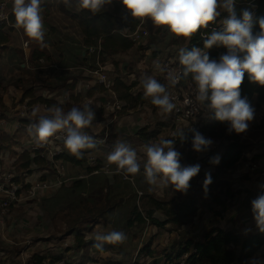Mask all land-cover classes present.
<instances>
[{
	"label": "trees",
	"instance_id": "1",
	"mask_svg": "<svg viewBox=\"0 0 264 264\" xmlns=\"http://www.w3.org/2000/svg\"><path fill=\"white\" fill-rule=\"evenodd\" d=\"M256 4L257 10L254 13V17L264 16V0H257ZM235 7L236 10L240 12L245 9L244 6ZM61 10L70 19L71 23L77 27L84 46H101V54L105 56L103 58L104 64L108 61L107 59H112L118 55L128 53L139 44L135 43L125 34L137 29L140 22L130 16L119 0H113L111 5L97 14L83 10L79 15H72L63 7H61ZM225 16L226 13L224 16L217 18L213 23H210L207 28L198 30L189 41L185 42L182 38V44L184 45L178 47L179 50L175 52L174 58L179 61V52L181 48L186 50H191L192 48L203 49L204 39L207 38L206 34L221 30L220 21L224 19ZM149 22H151V20H146L145 26ZM255 30L258 31V26ZM202 33L205 34L203 38ZM51 35L55 36V32ZM61 41L62 40H60L58 47L61 52L65 53L67 46L61 44ZM5 42H8V39H5ZM207 51L210 59L218 60L221 55L225 54L226 49L214 46ZM67 52H69V50ZM71 52L74 64L77 65L75 67L87 66L88 60L86 57L76 55L74 49L71 50ZM44 56V53L37 52L32 59L39 60ZM96 69L97 68L93 70L95 71ZM108 74L112 78L114 92L117 94L118 99L125 105V109L120 115H126L127 111H137L140 105L146 102L144 96L134 93L132 86H128L122 81L120 74H116V72L112 71L108 72ZM161 81L166 87L165 82L163 80ZM182 82L188 83L192 82V80L190 77L183 78ZM76 83L77 81L75 80L73 84ZM74 88L75 85L73 86V90ZM166 90L168 91L167 87ZM98 91H104V87H95V89L89 93V96L92 97ZM240 91L242 98H247L255 112L264 107V87L250 82L247 73L241 84ZM29 95L32 97L31 94H27L26 97ZM75 100L77 103H80L81 96H78ZM34 101L37 102L38 99H34ZM48 105L50 108L56 106L54 103H49ZM99 113L103 119L104 117L102 114H104V111L100 109ZM200 133L205 137L211 138L213 140L212 145L218 142L226 143V148L220 160V166L217 168L218 173L212 177V183L208 185V187H213L219 176L236 168L238 163L243 160L246 154L244 152L246 146L241 134L229 133L227 125L214 120L211 114L203 120ZM157 134L158 131L149 133L148 129H142L138 132V138L141 142L149 144L153 138H156ZM110 144L113 149L114 145L111 143V140ZM5 145L6 144L3 143L0 145L1 176L7 172L12 173L16 176V182L22 183L25 189H29L33 187L34 181L41 179L45 182L49 179L44 176L45 171L49 170V177L53 178L52 180L49 179V181L51 183L53 182L54 174L51 173L52 166L45 158L41 157L42 152L37 153L36 156L33 157L29 150L25 149L18 159L6 158L5 154H7L11 148ZM194 153V156L190 154L187 157L185 160L186 163L197 162L198 153ZM91 154L92 153H88L84 150L82 157L77 158L66 151L64 155L55 159L65 164L67 163L85 168L87 174L91 177L90 181L75 177L77 180L65 182L53 191L42 192L38 195L37 199L26 203L30 204L35 201L31 213L34 214V216L37 214L39 223L45 221L47 218L48 220L46 222H48L49 226H55L56 224L57 229H47L45 231L46 235L43 237L45 241L48 240V242H53L56 247L66 243L65 241H71L72 244H75V246L65 250L66 253L72 251V254L76 255V258H74L75 260L69 262V264H97L96 260L93 261V258H89L90 254L104 255L113 252L114 245H104L105 251L103 253L93 247L95 242H90L86 238L85 233L88 231L87 229L89 226H92L93 229L96 225L110 224L115 225L117 228H122L124 231L132 232L133 230L143 228L147 225H152L157 228H163L167 224L183 226L190 224L192 219L196 217L198 208L195 197L191 198L189 202L181 208L178 205L175 206V199L171 201H167V199H157L151 193V186L144 181V175L136 178L137 184L135 188L134 185L129 182L130 180L124 179L123 174L114 176H109L104 173L94 174V169L90 168L87 162L88 155L91 156ZM256 157L258 159L261 158V156H255L253 160H255ZM105 161L108 162L107 158H101V161H98L99 167L95 169L99 170L102 168V166L106 164ZM257 162L258 161H256V163ZM39 172L43 173L42 177ZM137 190L143 193L142 197L139 196ZM240 193L241 190H237V193L228 191L227 197L228 199H234L236 194L239 195ZM141 202H143V204L140 205ZM21 206L14 207L13 214L14 211H19L21 209L27 210V208ZM61 212H66L68 215H76L77 219H75L71 225L66 221L58 222L57 218ZM157 212L164 214L168 220L162 223L156 218ZM13 214L8 217V219L12 218ZM216 215L218 216L219 213H216ZM54 234L58 235V237H56L57 240L50 241L52 240L50 238ZM263 249L264 233H260L258 229L252 232L249 238L244 239L239 234V231L232 232L223 228H214L207 234L206 241L203 243L202 241L195 242L194 240H187L181 243L176 242L170 252L166 254L164 264H179V261L187 254L190 255L189 264H248L250 259L262 254ZM193 251H196V253H193ZM141 253L145 255V258H152V250L148 244L143 246ZM46 257L38 259L39 261L37 264H43L45 259H47ZM63 258L65 257H56L53 263L57 264ZM112 263L111 261L103 262V264Z\"/></svg>",
	"mask_w": 264,
	"mask_h": 264
},
{
	"label": "clouds",
	"instance_id": "2",
	"mask_svg": "<svg viewBox=\"0 0 264 264\" xmlns=\"http://www.w3.org/2000/svg\"><path fill=\"white\" fill-rule=\"evenodd\" d=\"M65 7H70L73 0H58ZM130 16L144 23L151 20L154 26L166 29L175 38L189 41L198 30L205 29L226 13L220 21L221 30L206 34L204 48L180 49L179 63L182 72H168L172 85L181 78H189L196 88V101L212 118L227 125L229 133L237 135L248 130L254 119L255 110L247 98H242L240 87L247 73L248 80L264 87V16L254 17L250 8L236 11L238 0H119ZM44 0H12L14 27L22 29L29 40L43 42L42 4ZM113 0H75L77 11H89L97 14L111 5ZM258 26V31L255 30ZM205 34L202 33V38ZM223 47L225 54L219 59H210L208 49ZM159 68L160 65L156 64ZM143 94L150 98L161 114L171 113L176 105L164 84L152 76L142 80ZM48 116H40L31 125V134L37 146L49 143L50 138L60 134L65 149L77 158L84 150L95 149V139L86 134L95 119V112L85 104L83 108L72 107L64 111L62 107L49 109ZM35 114V110H34ZM180 140L185 139L184 131L179 133ZM175 139H160L144 146L146 161L143 173L147 183L153 188L171 187L175 192L186 194L190 181L201 171L199 164L182 166L181 154L176 150ZM213 144L211 138L193 130L192 150L207 153ZM109 165H115L117 172H122L126 179L135 178L140 172L137 151L127 142H117L108 154ZM209 163L218 165L220 157L210 158ZM212 183L211 173H206L205 189ZM260 192L251 201L252 216L256 228L264 233V184ZM99 252L105 251L104 245L122 244L126 235L122 231L111 230L98 232L93 237ZM248 264H264V257L256 256Z\"/></svg>",
	"mask_w": 264,
	"mask_h": 264
},
{
	"label": "crops",
	"instance_id": "3",
	"mask_svg": "<svg viewBox=\"0 0 264 264\" xmlns=\"http://www.w3.org/2000/svg\"><path fill=\"white\" fill-rule=\"evenodd\" d=\"M247 1L250 2L251 0H245L244 2ZM10 7V23L12 26H6L0 31V111L4 113L6 121L5 124L0 126V145L3 143L11 148V150L5 154L6 158L18 159L20 154H22L25 149L30 150L36 145L31 134V125L35 123L40 116H48L51 114L49 112V103H54L56 106L62 107L66 112L74 106L83 108L85 104H88L95 112V119L93 120L95 125L92 124L87 129H92L94 132L97 129L98 131L96 132L103 129L106 120L104 114H102L104 117L102 119V116L99 113V109L102 108L97 106L96 101L98 102L100 99L105 98V96H102L101 98L104 91H98L92 97L89 96V93L94 90L95 87L100 86L102 88V86L97 83L96 78L88 73L93 72V69L97 68L98 63H102V65H106L108 67V70L116 72V74H120L122 81L128 86H132L134 93L141 94L142 96H144V94L143 90L140 88L144 77L152 76L162 83L159 73L154 68H149L151 58L148 66L146 64H142L143 59H147L145 56H150V52L152 53L151 57L156 58L154 47H150L154 48L153 51H151L150 48H142V43L141 45L138 44L132 51L118 55L112 59H107L108 61L104 64L103 58L105 56L98 53V51H92V48H96L97 46H84L82 44V37L77 27L71 23L70 19L61 10V7H63L72 15L81 14L82 11L76 10L75 0H73L70 7H65L63 4L57 2V0H44V3L42 4V22L44 30L43 42L29 40V38L24 35L22 29L14 27V16L12 14L13 5L11 4ZM236 11L239 14L240 11ZM224 15L225 13L221 14V16ZM52 29L53 32H55V36L51 35L53 33ZM5 39H8V42H5ZM60 40H62L61 44H65L67 46L65 53L59 50L58 45ZM73 49L76 55L87 58V66L75 67L77 65L74 64L71 52ZM68 50L69 52H67ZM37 52H42L45 56L39 60H33L32 57L35 56ZM158 56L160 55L157 54V57ZM41 59L45 60V65L40 63ZM131 70H133V72H130ZM60 74L65 75L62 80L60 79L61 81L59 80V77L61 76ZM139 74L141 76H139ZM50 78L55 79V81L49 82L52 80H49ZM75 80L77 83L73 84ZM74 85L75 88L73 90ZM27 94H31L32 97L30 95L26 97ZM78 96H81L80 103H77L75 100ZM34 99H38V101L35 102ZM145 99L146 102L140 105L137 111H127L126 115H119L115 125L110 127V140L113 145L117 142H125L126 136H128L130 138V142H128V144H130L137 151V157L141 165V170L134 179H129V182L133 184L134 187L137 184L136 178L144 175L143 167L146 161L144 146L147 144L146 142H141L138 138V132L142 129H148L149 133L158 131L156 138H153L149 143L158 142L163 138L177 140L175 148L181 154V165L188 166L195 164L186 163V159L183 160L186 152L190 151L189 144H192L193 131L189 137L185 136V139L181 141L179 133L182 130L184 131V128L187 127L180 125V123L176 121L173 111L168 114H161L157 107L151 103L150 98ZM89 101H91L92 104H90ZM172 117L175 118L174 121H172ZM262 118L264 120V107L255 112L254 119L250 122L249 126H254L256 123L259 124L262 121ZM97 119H100L99 122H96ZM198 122L199 121H191L189 128L192 126L195 128ZM96 137L101 139L100 135ZM132 139H134V142H132ZM107 148L108 150H106L105 147L102 148V145L97 144L95 149L86 151L88 153H92L91 155L96 153L97 155L107 157L113 150L110 143ZM248 149H244L245 153ZM257 150H259L258 147ZM47 151L48 148L43 149V152L47 153ZM200 154L201 153H199V155ZM256 156L260 155L256 154ZM197 162L200 166H202L201 157L197 160ZM65 166L66 170L63 173L64 179L80 177L81 180L84 179L90 181L91 177H89L85 168H80L67 163ZM112 166L116 169L115 165ZM49 172V170L45 171L44 176L52 180L53 178L49 177ZM201 172L202 171L199 173ZM39 173L42 177L43 173ZM51 173L54 174L55 172L52 170ZM144 181L147 183L146 179H144ZM191 181H194V179ZM263 183L264 180H261L258 184H256L254 189L255 191L253 193L251 192V196H249L248 201L244 199L243 208L245 212L240 209L239 217L234 213V215L230 214L226 217L222 212L217 211L213 206L211 208L214 209L207 207L209 211H214L215 215L216 212L219 213V217L217 218L220 219V222L216 223L214 220H210L205 228L202 227V233L200 234L202 240L198 237L199 233H195L196 231H192L191 229V225L198 220L197 216L199 211L202 209V207H199L200 198L197 196H195V198L198 202V212L194 218L195 220H192L190 224L183 225L180 228H177L174 224H167L163 228L147 225L143 228H138L130 232L124 231L122 228H117L115 225L110 224L96 225L93 229L92 226H89L87 229L88 231L85 233L86 238L90 242L94 241L93 237L98 233L97 230L104 226L107 230L102 232L118 230L124 232L126 235V240L122 244L114 245L112 253L104 255L90 254L89 258H93V261L96 260L97 264H103V262L107 261H111L116 264H164L166 254L170 252L176 242L181 243L187 240H194L195 242L202 241L203 243L206 241L207 234L214 228H223L232 232L239 231V234L242 237L248 233L247 237H244V239L249 238L252 232L257 230L252 216L251 201L257 197L260 192L259 186ZM202 186H205L204 183ZM150 188L151 193L157 199H162L163 196L167 197L171 194H179V192H175L171 187L159 189L151 186ZM137 192L140 191L137 190ZM191 198H193V196L179 197L176 195L173 199H175V206L178 205L183 208ZM171 200L172 199L167 201ZM156 218H158L162 223H165L168 220V218L160 212L156 213ZM127 243H129V245L134 244L133 248L128 246V249L122 250L121 247ZM141 243H143V246L147 244L150 246V249L152 250V258H145V255H142L141 250L143 246L140 245ZM131 252L132 254H130ZM122 253L127 254L124 257Z\"/></svg>",
	"mask_w": 264,
	"mask_h": 264
},
{
	"label": "rangeland",
	"instance_id": "4",
	"mask_svg": "<svg viewBox=\"0 0 264 264\" xmlns=\"http://www.w3.org/2000/svg\"><path fill=\"white\" fill-rule=\"evenodd\" d=\"M241 1L239 3L244 4V2ZM256 2L257 1H255L253 5H257ZM244 8H249V7L244 6ZM145 28L149 32V37L144 38V40H142L139 43V45H141L142 43L143 44L142 47L144 49L154 47L155 48L154 53L156 54V57L158 54L160 55L158 57L161 58H165L169 56L174 58L175 52L179 50L178 47L184 45L182 44V38L179 39L175 38L174 36L169 34L166 29L157 28L156 26L153 25L152 22L147 23ZM154 48H150L151 51H153ZM151 56L152 53L150 52V56L146 55L145 57H147V59L144 58L142 64L144 65L146 64L148 66L151 58V64L149 65V68L153 69L154 68L153 61L155 59ZM130 72H133V70H131ZM139 76L141 75L139 74ZM64 77L65 75H61L59 77V80L60 79L62 80ZM49 80H51L49 82L55 81V79L53 78H50ZM140 89L143 90V87L141 86ZM96 104L97 106H100V108H102L101 101L98 102L96 101ZM174 119L175 118L172 117V121H174ZM99 120L100 119H97L96 122H99ZM202 122L203 120L199 121L200 124H202ZM92 124L95 125V122L92 121L90 125ZM241 136L244 138V142L246 146L245 149L248 148L249 149L246 151L243 160L240 161V163H238L235 169L229 170L225 174L219 176V178L215 181L214 187L210 188L207 186L208 188L205 189V186H202V184L204 183L206 173L210 172L211 177L217 175L218 173L217 168L220 166V163L218 165H212L209 163V160L214 156H219L221 160V157L226 148V143L224 142H218L215 145H212L207 153H201L200 155L198 153V157L199 158L201 157L202 159V166H201L202 172L193 178L194 181L190 182V188L186 194L179 192V194H171L167 197L163 196V198H166L167 200L173 199L176 195L179 197L197 196L198 198H200L199 207H202V209L199 211V214L197 216L198 220L191 225V229L192 231H196L195 233L197 232L199 233L198 237L201 240L202 237L200 236V234L202 233V227L205 228L210 222V220H214L216 223L220 222V219L217 218L219 216H216L214 211L213 212L209 211L207 207L211 208L213 206L217 211L222 212L226 217H228L230 214L232 215L235 214L236 216L239 217L240 209L244 211L243 208L244 199L248 201L249 196H251V192L253 193L255 191L254 189L256 187V184H258L261 180H264V121H261L259 124L256 123L254 126H249L248 130L245 133L241 134ZM125 142L127 143L130 142V138L128 136H126ZM132 142H134V139H132ZM257 147L259 148V150H257ZM189 150L190 151H187L186 154L184 155L185 157L183 160L187 159L186 157H188L190 154L193 156L195 155L194 151L192 150V144H189ZM256 154H259L261 158L258 159L256 157V159L253 160V157H255ZM93 155L98 161H101V158L104 157L102 155H97L96 153ZM256 161L258 162L256 163ZM195 164H199V163L196 162ZM253 166H257V169L254 172H252ZM112 169L116 171V169L113 166ZM237 190H241V193L239 195L236 194L234 198L235 200L228 199L227 197L228 191H233L234 193H237ZM202 193H203V203H202ZM34 203L35 201L31 202L30 204L29 203L21 204L23 206L19 205L21 207L27 208V210L21 209L19 211H14V214L12 208L10 213L6 217L5 222L3 219V224L0 223V264H21V260L19 259V254L28 245V242H31V246L27 250V254H26V256L28 255L26 257L27 264H37V262L39 261L38 259L45 258L46 256L47 259H45L43 264H55L53 263V261L55 260L56 257H65L70 262L74 261L75 260L74 258L76 257L75 255L72 254L73 252L71 251L65 253V250L67 248L64 247V244H68V248L75 246V244H72L71 241H66V243L60 244L58 247H56V245H54L53 242H48V240L45 241L43 239V237H45L46 235L45 231L47 229L54 230L57 228H56V224L55 226H49L48 222H46L48 220L47 218L45 219V221H41L39 223L37 214L35 213L36 216H34V214L31 213L32 211L31 209L34 206ZM141 204H143V202H141L140 205ZM197 208H198V202H197ZM12 214H13L12 218L8 219V217H10ZM75 219H77L76 215H68L66 214V212H61L57 218V221L58 222L66 221L67 223L69 222V224L71 225L73 224V221ZM192 220L195 219L193 218ZM180 227L181 226H177V228ZM104 230H107L105 226L100 227L97 231L102 232ZM247 235L243 236V238L247 237ZM56 237H58V235L55 234L52 235V237L50 238L52 240L50 241L57 240ZM38 240L39 241L42 240V241L39 242ZM133 245L134 244L129 245V243L124 244V246L121 247V249L122 250L128 249L127 248L128 246H130V248H133ZM122 254L125 257L127 253H122ZM130 254H132V252ZM257 256L264 257V249L262 251V254H259Z\"/></svg>",
	"mask_w": 264,
	"mask_h": 264
},
{
	"label": "built area",
	"instance_id": "5",
	"mask_svg": "<svg viewBox=\"0 0 264 264\" xmlns=\"http://www.w3.org/2000/svg\"><path fill=\"white\" fill-rule=\"evenodd\" d=\"M257 0H251L250 2H244V4L239 3L238 0L236 6L249 7L253 13L257 10V5H253ZM11 4L12 0H0V31L6 27H11L10 18H11ZM147 20V19H146ZM146 20L144 23H140L137 29L134 31L125 34L127 37L131 38L135 43H139L144 38L149 37V32L145 28ZM27 46V45H26ZM92 51H98L101 53V46H97L96 48H92ZM155 59V58H154ZM40 63L45 65V60L41 59ZM154 69L161 75V80H163L166 84V87L169 91L170 96L173 98V103H175L176 107L173 110V114L176 118V121L180 123L182 126H186L184 128V135L189 137L191 135L192 130L201 132L202 124L197 123L196 127H190L191 121H200L204 120L209 113H207L201 105L196 101V88L193 82L183 83L181 78L178 83L172 85L168 80V72L173 71L176 73L182 72V65H180L179 61L176 58L172 57H157L154 61ZM156 64H159L160 67L157 68ZM106 65H102V63L97 64V69L93 72H88L90 75L96 78L97 83L104 87V93L101 95L105 96L104 99H100L102 103V110L104 111V117L106 122L104 123L103 129L99 132L92 129H84L83 131L92 136L96 143L102 145V148L105 147L108 150V145L110 143V134H111V126L115 125L116 121L119 118L120 113H122L125 109V105L118 99L117 94L113 90V82L112 78L108 74L110 70L107 69ZM103 101V102H102ZM92 104L91 101H89ZM262 121L263 118H262ZM4 113L0 111V126L5 124ZM101 136L99 139L96 136ZM48 148L47 153L43 152V149ZM63 139L60 134L50 138L49 143L42 146H33L29 152L33 157L36 156L37 153H41V157L45 158L50 162L52 166V170L54 173V180L51 183L49 179L43 182L41 179L34 181L33 187L29 189H25L22 183L16 182V176L12 173H5L2 176L0 175V223L3 224V219L5 222L6 217L10 213L11 209L14 207H18L21 204L27 203L29 201L37 199L38 195L42 192H50L56 189L58 186L64 184L65 182L71 180H77V178L64 179L63 173L66 170L65 163L62 161L55 160L57 157L64 155L67 151L64 149ZM32 157V158H33ZM49 159V160H48ZM87 162L90 168L94 169V174L104 173L109 176H114L116 174H123L122 172H117L112 169V165H109L108 162L102 166L99 170L95 168L99 167L98 160L94 157V155H88ZM250 166V165H249ZM257 166L252 167V172L256 171ZM80 178V177H78ZM125 180H129L130 178ZM139 196H142L141 192H138ZM143 246V243L140 244ZM31 242H28V245L22 250L19 255V259L21 260V264H27L26 254L27 250L30 248ZM65 248H68V244H64ZM196 253V251H193ZM190 255H184V257L179 261V264H189ZM69 260L63 258L57 264H69ZM116 264V263H112Z\"/></svg>",
	"mask_w": 264,
	"mask_h": 264
},
{
	"label": "water",
	"instance_id": "6",
	"mask_svg": "<svg viewBox=\"0 0 264 264\" xmlns=\"http://www.w3.org/2000/svg\"><path fill=\"white\" fill-rule=\"evenodd\" d=\"M130 179H132V178L130 177Z\"/></svg>",
	"mask_w": 264,
	"mask_h": 264
}]
</instances>
